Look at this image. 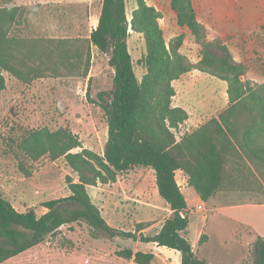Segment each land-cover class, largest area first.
<instances>
[{
    "label": "trees",
    "instance_id": "obj_1",
    "mask_svg": "<svg viewBox=\"0 0 264 264\" xmlns=\"http://www.w3.org/2000/svg\"><path fill=\"white\" fill-rule=\"evenodd\" d=\"M135 3L128 18L126 0H102L96 28L83 40L18 36L15 24L24 9L0 7V89L5 87L3 73L22 84L48 77L58 68L86 79L91 46L109 55L108 65L113 70L112 88L97 94L98 106L107 122L102 156L84 148L67 128L34 130L17 141L18 151L32 162L44 156L52 161L64 158L77 182L67 181L69 196L43 202L41 206L46 210L43 214L36 213L34 208L17 211L0 191V264L35 248L62 226L79 221L109 238L139 240L177 251L180 264H208L197 258L186 237L187 204L175 173L187 175L188 185L203 202L218 191L264 195V83L252 85L242 81L246 71L233 63L227 48L221 46L222 55L212 50L217 43L207 41L206 29L197 21L191 0H170V6L177 24L187 28L201 45L195 65L179 52L182 36L167 45L157 21L159 13L144 0ZM130 32L141 35L145 44V53L138 61L145 70L140 80L127 47ZM80 42L86 43L83 50ZM192 70L225 82L229 106L177 139L176 133L188 114L172 106L175 96L172 83ZM228 162L235 166L233 174L241 182L236 185L232 182L225 189L222 183L226 177L231 178L226 171ZM137 167L154 171L157 192L171 211L153 236L110 227L86 190L87 186L114 183L120 173ZM181 212L185 213L184 218ZM142 230L139 228L138 232ZM252 252L251 264H264V238L257 237ZM118 254L135 264H152L155 257L130 249Z\"/></svg>",
    "mask_w": 264,
    "mask_h": 264
},
{
    "label": "rangeland",
    "instance_id": "obj_2",
    "mask_svg": "<svg viewBox=\"0 0 264 264\" xmlns=\"http://www.w3.org/2000/svg\"><path fill=\"white\" fill-rule=\"evenodd\" d=\"M19 1L0 0V7L24 9L15 24L16 35L83 40L88 38L97 23L102 0L31 6L16 5ZM144 1L159 13L157 21L165 43L168 45L172 39L182 36L179 52L195 65L200 58L201 45L196 43L187 28L177 24L170 0ZM191 1L197 21L206 29L207 41L217 43L212 50L222 55L221 46L227 48L233 63L243 66L246 71L241 80L252 85L263 84L264 0ZM135 7V0H126L128 18ZM85 44L79 43L81 50ZM127 47L136 77L140 80L145 73L138 63L145 53L141 35L130 32ZM90 53V71L86 79L68 75L64 69L58 68L48 77L22 84L3 73L5 87L0 89V191L19 212L34 208L38 214L45 213L41 206L43 202L69 196L67 181L77 182L76 174L64 158L52 161L44 156L32 162L24 157L18 151L17 141L26 133L42 128L49 131L67 128L79 138L84 148L103 155L107 122L98 106L97 94L112 88L113 70L108 65L109 55L92 46ZM172 85L175 90L172 106L180 107L188 114L187 121L176 133L177 139L198 129L229 106L227 84L208 74L192 70ZM76 151L79 150L73 152ZM234 168L232 162L226 165L231 178L226 177L222 183L225 189L232 182L235 185L241 182L233 174ZM175 175L188 208L186 237L197 258L208 264H251L254 242H246L258 235L264 237V207L231 209L211 203L204 206L193 188H183L186 185L180 179L187 175L183 172ZM86 190L106 223L124 232L153 236L171 214L157 192L155 174L150 168L137 167L120 173L114 183L87 186ZM241 193L245 196L232 198L231 203L264 205V195ZM198 204L202 205L201 210L196 208ZM245 223L252 226V235L242 234V228L247 234V230L250 231L241 226ZM139 228L143 230L138 232ZM124 249L152 253L155 256L152 264H180L181 260L175 251L139 240L109 238L104 232L91 230L79 221L62 226L35 248L3 264H135L118 254Z\"/></svg>",
    "mask_w": 264,
    "mask_h": 264
},
{
    "label": "crops",
    "instance_id": "obj_3",
    "mask_svg": "<svg viewBox=\"0 0 264 264\" xmlns=\"http://www.w3.org/2000/svg\"><path fill=\"white\" fill-rule=\"evenodd\" d=\"M75 1H81V0H47L46 2H43V0H39V1H36V0H21V1H19L18 3H16V5H23V6H31V5H36V4H40V5H43L44 3L46 4V3H54V4H59V3H63V2H65V3H67V2H75ZM97 24V23H96ZM182 173L181 171H177V173ZM175 179H176V182H177V184H178V186L180 187V189H181V192H182V188H181V186L179 185V183H178V181H177V176L175 175ZM180 181L182 182V183H184L186 186L185 187H183V188H191L189 185H188V182H187V177L184 175H182L181 176V179H180ZM241 197V198H243V196H245L244 194H242L240 191H218V192H216L208 201H206V202H203L200 198H199V200L202 202V204L204 205V206H206V204L207 203H211V204H213V206H220V205H225V207H227V208H231V209H235V208H237V207H242V206H248V207H264V205H254V204H240V203H231V201L233 200L232 198H237V197ZM199 197V196H198ZM185 198V197H184ZM186 201V200H185ZM187 204V203H186ZM235 204H237V205H235ZM167 205V204H166ZM198 205H200V204H198ZM168 206V205H167ZM168 209V208H167ZM168 211H169V214H170V210L168 209ZM187 211H188V208H187ZM241 226H243V227H246V228H248V229H250V231L249 230H247L248 232H249V234H247V233H245L244 232V230H243V228H242V234L244 233V235H252L253 233H254V230H253V228H252V226H250V224H247V223H245V224H243V225H241ZM258 235V234H257ZM257 237H262V236H260V235H258ZM257 237L256 238H253L252 237V239H250L249 241H247L246 243H250V242H255V240L257 239ZM262 238H264V237H262ZM207 239H208V236H207ZM254 240V241H253ZM241 245V244H240ZM163 248H165V247H163ZM167 249V248H166ZM169 250H171V249H169ZM172 251H174V250H172ZM176 253H177V255L179 254L177 251H175ZM12 259V258H11ZM10 260V259H9ZM9 260H7V261H9Z\"/></svg>",
    "mask_w": 264,
    "mask_h": 264
},
{
    "label": "built area",
    "instance_id": "obj_4",
    "mask_svg": "<svg viewBox=\"0 0 264 264\" xmlns=\"http://www.w3.org/2000/svg\"><path fill=\"white\" fill-rule=\"evenodd\" d=\"M96 25H97V24L94 25V29L96 28ZM196 208H197L198 210H201V209H202V205H197ZM180 215H181L182 218H184L185 213H184V212H181Z\"/></svg>",
    "mask_w": 264,
    "mask_h": 264
}]
</instances>
